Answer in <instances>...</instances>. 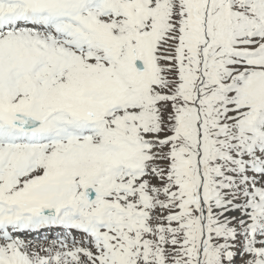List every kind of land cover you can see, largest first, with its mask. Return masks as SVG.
Returning <instances> with one entry per match:
<instances>
[{
	"label": "snow or ice",
	"instance_id": "snow-or-ice-1",
	"mask_svg": "<svg viewBox=\"0 0 264 264\" xmlns=\"http://www.w3.org/2000/svg\"><path fill=\"white\" fill-rule=\"evenodd\" d=\"M0 264H264V0H0Z\"/></svg>",
	"mask_w": 264,
	"mask_h": 264
}]
</instances>
